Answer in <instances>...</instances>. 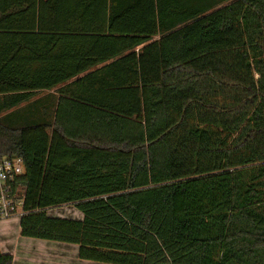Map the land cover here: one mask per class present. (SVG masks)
<instances>
[{"label":"trees","instance_id":"16d2710c","mask_svg":"<svg viewBox=\"0 0 264 264\" xmlns=\"http://www.w3.org/2000/svg\"><path fill=\"white\" fill-rule=\"evenodd\" d=\"M12 159L21 237L100 264H264V0H0ZM65 206L82 219L48 214Z\"/></svg>","mask_w":264,"mask_h":264},{"label":"crops","instance_id":"0c3cea01","mask_svg":"<svg viewBox=\"0 0 264 264\" xmlns=\"http://www.w3.org/2000/svg\"><path fill=\"white\" fill-rule=\"evenodd\" d=\"M48 214L66 218L56 211H48ZM72 216L74 220H81L83 217L80 212ZM13 226L11 236L9 232L0 235V251L12 255L13 264H100L80 260L79 247L76 245L21 237L20 218L16 219Z\"/></svg>","mask_w":264,"mask_h":264},{"label":"built area","instance_id":"2783aa9c","mask_svg":"<svg viewBox=\"0 0 264 264\" xmlns=\"http://www.w3.org/2000/svg\"><path fill=\"white\" fill-rule=\"evenodd\" d=\"M25 173L21 159L0 163V220L21 218L24 215V200L10 192L9 184Z\"/></svg>","mask_w":264,"mask_h":264},{"label":"rangeland","instance_id":"374dc122","mask_svg":"<svg viewBox=\"0 0 264 264\" xmlns=\"http://www.w3.org/2000/svg\"><path fill=\"white\" fill-rule=\"evenodd\" d=\"M159 37L155 38L154 40H158ZM56 211L57 213H60L62 215H65L66 218L68 219H73L72 214H76L78 212L76 209H73L71 206H66L62 207L59 209H52L51 212ZM17 218H11V219H6V220H0V235L9 232V235H12V229H14V222H16ZM19 219V218H18Z\"/></svg>","mask_w":264,"mask_h":264}]
</instances>
